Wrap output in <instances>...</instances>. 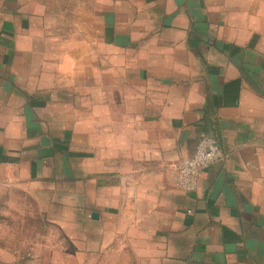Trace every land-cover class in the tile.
<instances>
[{"label":"crops","instance_id":"obj_1","mask_svg":"<svg viewBox=\"0 0 264 264\" xmlns=\"http://www.w3.org/2000/svg\"><path fill=\"white\" fill-rule=\"evenodd\" d=\"M19 213L90 264H264V0H0V231Z\"/></svg>","mask_w":264,"mask_h":264},{"label":"rangeland","instance_id":"obj_2","mask_svg":"<svg viewBox=\"0 0 264 264\" xmlns=\"http://www.w3.org/2000/svg\"><path fill=\"white\" fill-rule=\"evenodd\" d=\"M17 216V217H16ZM1 229L3 264H90L76 258L75 244L65 239L58 228L41 230L37 221L26 220L20 213ZM34 217V214H30Z\"/></svg>","mask_w":264,"mask_h":264},{"label":"built area","instance_id":"obj_3","mask_svg":"<svg viewBox=\"0 0 264 264\" xmlns=\"http://www.w3.org/2000/svg\"><path fill=\"white\" fill-rule=\"evenodd\" d=\"M223 158L215 137L203 135L197 141L192 155L180 160L175 175V183L185 191H194L200 171Z\"/></svg>","mask_w":264,"mask_h":264},{"label":"water","instance_id":"obj_4","mask_svg":"<svg viewBox=\"0 0 264 264\" xmlns=\"http://www.w3.org/2000/svg\"><path fill=\"white\" fill-rule=\"evenodd\" d=\"M93 215H95V216H96V214H93Z\"/></svg>","mask_w":264,"mask_h":264}]
</instances>
